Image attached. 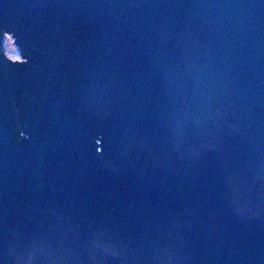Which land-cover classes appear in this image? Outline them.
I'll return each mask as SVG.
<instances>
[{
    "label": "water",
    "instance_id": "1",
    "mask_svg": "<svg viewBox=\"0 0 264 264\" xmlns=\"http://www.w3.org/2000/svg\"><path fill=\"white\" fill-rule=\"evenodd\" d=\"M0 264H264V0H0Z\"/></svg>",
    "mask_w": 264,
    "mask_h": 264
},
{
    "label": "rangeland",
    "instance_id": "2",
    "mask_svg": "<svg viewBox=\"0 0 264 264\" xmlns=\"http://www.w3.org/2000/svg\"><path fill=\"white\" fill-rule=\"evenodd\" d=\"M3 55L6 61L10 62H23V58H20L17 54V49L13 43V39L8 35L3 43Z\"/></svg>",
    "mask_w": 264,
    "mask_h": 264
},
{
    "label": "bare ground",
    "instance_id": "3",
    "mask_svg": "<svg viewBox=\"0 0 264 264\" xmlns=\"http://www.w3.org/2000/svg\"><path fill=\"white\" fill-rule=\"evenodd\" d=\"M9 34H5V39H6V37L8 36ZM11 36V35H10ZM4 39V40H5ZM17 49V48H16ZM17 54L19 55V57H20V54L18 53V51H17Z\"/></svg>",
    "mask_w": 264,
    "mask_h": 264
}]
</instances>
